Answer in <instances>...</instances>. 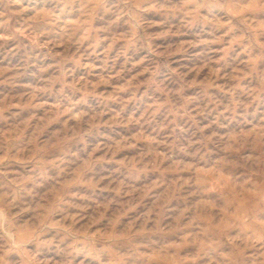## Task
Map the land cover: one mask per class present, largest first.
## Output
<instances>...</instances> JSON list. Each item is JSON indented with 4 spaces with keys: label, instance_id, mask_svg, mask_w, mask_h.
Segmentation results:
<instances>
[{
    "label": "rangeland",
    "instance_id": "obj_1",
    "mask_svg": "<svg viewBox=\"0 0 264 264\" xmlns=\"http://www.w3.org/2000/svg\"><path fill=\"white\" fill-rule=\"evenodd\" d=\"M0 264H264V0H0Z\"/></svg>",
    "mask_w": 264,
    "mask_h": 264
}]
</instances>
